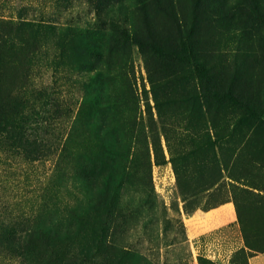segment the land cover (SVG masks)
I'll list each match as a JSON object with an SVG mask.
<instances>
[{"label":"trees","instance_id":"16d2710c","mask_svg":"<svg viewBox=\"0 0 264 264\" xmlns=\"http://www.w3.org/2000/svg\"><path fill=\"white\" fill-rule=\"evenodd\" d=\"M85 1L95 12L93 22L78 24L66 20L59 24L29 20L22 14L17 19L0 15V141L10 142L31 158H47L58 151L59 160L56 179L46 189L48 194L38 212L24 219L0 220V264H157L136 245L129 244V248L119 244L116 237L119 228L117 231L115 225L119 200L122 201L123 192L134 186L131 168L137 157L150 158L152 152L158 164L166 163L160 134L150 126L147 132V127L138 120L140 100L133 89L131 61L135 52L144 56L154 107L161 116L164 106L177 101V96L168 95L167 91V85L175 83L174 79L167 80L158 67L159 56L167 54V46L159 42L162 29L169 28L177 38L170 47L171 54L184 61L190 59L200 70L196 77L198 89L179 98L180 102L189 101L205 114L215 109L216 118L221 116L223 107L233 110L234 103L246 108V114L239 116L233 126L229 119L221 129L212 124L210 134L199 127L194 138L188 133L190 145L196 142L199 150L205 141L212 156L210 162L205 161L209 168L205 180L195 189L186 188L191 198L199 200L205 196L208 202L222 180L217 143L231 136L232 127L237 131L242 117L259 115L250 107L251 99L245 102L242 93L236 94L231 65L221 61L208 63L206 57L201 61L190 58L192 42L189 45L187 30L190 35L200 21L227 22L215 0H191L193 20L183 14L177 0ZM71 2L55 0L59 6L67 3L72 7ZM234 12L248 33L264 28V0H237ZM50 46L57 54L51 62L54 71H77L82 80L79 109L59 142L48 136L51 124L46 127L48 137L40 140L34 137L31 125L38 119L45 121L53 112L60 117L70 112L56 97V91L28 90L36 59L44 47ZM222 70L231 74L224 76ZM8 71H22V76L13 77ZM240 89L245 91V85ZM146 109L151 111L149 103ZM230 113L231 118L234 115ZM161 133L174 163L184 138L171 125L162 124ZM185 195L182 189L184 207L188 210L191 206H186ZM150 202V195L139 197L136 207L140 214H147L148 222H155L158 218ZM200 203L195 207H200ZM89 217L94 220L95 233L90 239L82 232ZM237 220L246 246L239 249L240 257L234 255L230 264H247V260L240 258L245 248L252 250L248 224L239 214ZM197 261L216 264L203 254L198 255Z\"/></svg>","mask_w":264,"mask_h":264},{"label":"rangeland","instance_id":"374dc122","mask_svg":"<svg viewBox=\"0 0 264 264\" xmlns=\"http://www.w3.org/2000/svg\"><path fill=\"white\" fill-rule=\"evenodd\" d=\"M177 1L183 14L193 20L191 0ZM215 1L220 5L227 22L223 20L213 24L200 21L190 35L187 30L185 35L189 37V45L190 40L192 42L190 58L201 61L206 57L208 63L221 61L231 65L236 94L242 93L245 102L251 99L250 107L259 115H245L246 119L242 117L243 121L238 123L239 126L237 124V131L234 132L235 128L232 127L231 136L217 143L216 154L222 180L211 192L208 202L205 196L199 200L191 198L186 190L187 187L197 188L205 180L209 175L205 161L212 160L210 151L205 148V141L198 150L196 142L190 145L188 133L194 138V132L199 127L210 134L212 124L221 129L229 119L233 126L239 116L246 114V108L234 103V111L231 107H223L221 116L216 118L215 109L205 114L189 101H179L182 96L198 89L196 77L200 70L190 59L184 61L178 55L171 54L170 47L175 45L177 38L169 28L159 32V42L167 46V54L159 56L158 67L165 73L167 80L174 79L175 83L167 85V91L168 95L177 96V101L164 106L161 116L154 107L144 56L135 52L131 59L133 89L140 100L138 120L147 127V132L150 126L156 134H160L166 163L158 164L152 152L150 158L147 155L137 157L131 168L134 172V186L123 192V199L119 200L116 211L115 227L117 231L119 228L116 237L119 244L123 243L129 248V244L136 245L137 249L149 255L157 264H198L199 254L216 264H230L239 255V249L246 246V238L237 220L238 214L248 224L246 229L252 248H245L244 256L240 259L247 260V264H264V124L260 123L264 122V28L248 33V30H243L234 12L237 0ZM70 2L72 7L67 3L59 6L55 0H0V15L17 19L22 14L23 18L29 20L59 24L66 20L78 24L93 22L95 12L85 0ZM56 55L53 46L41 50L28 90L56 91V97H60L64 108L69 107L70 112L68 116L64 113L62 117L53 112L45 121L38 119L32 122L37 140L49 136L50 140L59 142L79 109L82 80H79L77 71H54L51 62ZM7 73L13 77L22 76V71ZM222 73L224 76L231 74L227 70H222ZM242 84L245 85L243 92L240 89ZM148 103L151 111L146 109ZM229 113L234 116L230 118ZM162 124L173 126L178 136L184 138L183 147L174 163L161 133ZM48 125L50 135L46 137ZM187 127L189 131L185 129ZM171 135L174 138L175 135ZM173 143L176 145L177 140ZM160 160L163 158L160 157ZM58 161V151L47 158H31L10 142L0 141V220L14 217L24 219L38 212L48 194L46 189L56 179ZM233 170L234 184L230 182ZM182 189L187 197L186 206H191L188 210L184 207ZM232 192L234 208L230 205ZM149 195L150 207L155 209L158 218L155 222H148L147 214H140L136 207L139 197L146 198ZM199 202L201 205L196 208ZM209 208L212 209L207 211ZM82 232L89 239L95 235L92 218H88Z\"/></svg>","mask_w":264,"mask_h":264},{"label":"crops","instance_id":"0c3cea01","mask_svg":"<svg viewBox=\"0 0 264 264\" xmlns=\"http://www.w3.org/2000/svg\"><path fill=\"white\" fill-rule=\"evenodd\" d=\"M231 173H232V177L230 178V182L234 184V170L231 171ZM230 205L234 208L233 192H232V202L230 203Z\"/></svg>","mask_w":264,"mask_h":264}]
</instances>
